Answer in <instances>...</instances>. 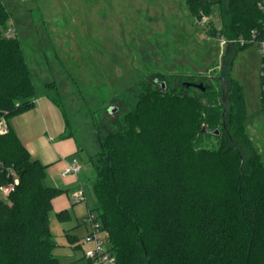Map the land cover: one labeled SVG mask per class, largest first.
<instances>
[{
	"label": "trees",
	"instance_id": "obj_1",
	"mask_svg": "<svg viewBox=\"0 0 264 264\" xmlns=\"http://www.w3.org/2000/svg\"><path fill=\"white\" fill-rule=\"evenodd\" d=\"M186 2L199 21L225 7L217 32L227 39H251L257 31L253 41L236 44L224 72L229 108L210 93L203 99L187 89L170 90L156 77L113 122L115 128L104 125L101 133L93 116L100 144L90 159L93 210L116 264H264V164L257 151L247 158L241 148L248 145L247 106L242 85L231 75L238 52L264 40V0ZM9 17L0 0V120L8 126L0 133V186L13 184L7 197L0 196V264H61L50 212L62 189L46 184V165L10 123L34 105L37 89L19 37L3 30ZM205 24L212 27L213 19ZM262 60L264 115V55ZM209 135L220 140L218 148L202 146ZM66 237L81 245L76 234L68 231Z\"/></svg>",
	"mask_w": 264,
	"mask_h": 264
},
{
	"label": "rangeland",
	"instance_id": "obj_2",
	"mask_svg": "<svg viewBox=\"0 0 264 264\" xmlns=\"http://www.w3.org/2000/svg\"><path fill=\"white\" fill-rule=\"evenodd\" d=\"M10 11L3 30L19 37L32 71L37 94L48 92L66 113L72 130L91 152L100 151L92 117L115 128L114 121L131 110L141 89L156 77L168 89H187L189 95L217 97L229 108L230 83L224 78L237 42L219 34L217 9L204 21L186 0H2ZM263 52L257 44L238 52L231 75L242 85L247 118L245 156L255 151L264 164V115L261 112ZM203 84L186 87V83ZM49 85H54L49 86ZM223 89V90H222ZM215 96H213L215 98ZM116 107V109H113ZM202 146L216 149L220 140L204 136ZM90 207L94 167L83 153ZM92 173V175H91ZM54 253L61 264H83L87 244L55 238Z\"/></svg>",
	"mask_w": 264,
	"mask_h": 264
},
{
	"label": "crops",
	"instance_id": "obj_3",
	"mask_svg": "<svg viewBox=\"0 0 264 264\" xmlns=\"http://www.w3.org/2000/svg\"><path fill=\"white\" fill-rule=\"evenodd\" d=\"M66 117V113L48 92L40 95L38 92L34 105L12 117L10 123L32 156L46 165V184L62 189L52 200L50 226L53 236L67 240L66 233L69 231L79 237V243H83L89 229L85 218L88 210L92 208L88 197L86 202L76 204L72 203V197L81 186L87 196L86 182L90 178H86L83 153L91 161L96 152L88 149V143L83 144L80 141ZM74 161L81 164L80 173L64 174L66 165ZM63 210H67L68 214L61 219L58 213ZM81 259L84 263L83 255Z\"/></svg>",
	"mask_w": 264,
	"mask_h": 264
},
{
	"label": "built area",
	"instance_id": "obj_4",
	"mask_svg": "<svg viewBox=\"0 0 264 264\" xmlns=\"http://www.w3.org/2000/svg\"><path fill=\"white\" fill-rule=\"evenodd\" d=\"M264 10V5L261 6ZM202 22H205L204 19ZM256 30H252V38L256 35ZM223 38V36H222ZM247 39L245 37H239L238 39H232L233 42H237L244 45L248 42L253 41V39ZM225 42L230 41V39L223 38ZM260 50L264 55V40L257 41ZM8 130L7 122L4 117L0 120V133L6 132ZM82 170L80 163L74 161L66 165L64 169V174L78 175ZM17 182V181H16ZM13 189V184H8L0 186V196L7 197L9 192ZM87 196L84 188H81L73 195L72 203L86 202ZM86 223L88 224V232L83 238V243L87 244L83 251L84 263L83 264H116V255L110 250L108 237L104 233L103 225L98 217V213L93 209H89L86 215Z\"/></svg>",
	"mask_w": 264,
	"mask_h": 264
},
{
	"label": "water",
	"instance_id": "obj_5",
	"mask_svg": "<svg viewBox=\"0 0 264 264\" xmlns=\"http://www.w3.org/2000/svg\"><path fill=\"white\" fill-rule=\"evenodd\" d=\"M191 84L194 86L200 87L202 89H205L202 83L201 84H196V83H191V82L188 83V85H191ZM162 86L165 87V83H162ZM113 109H116V107H114ZM203 131H206V127H204ZM215 132L218 133L219 131L216 130Z\"/></svg>",
	"mask_w": 264,
	"mask_h": 264
}]
</instances>
